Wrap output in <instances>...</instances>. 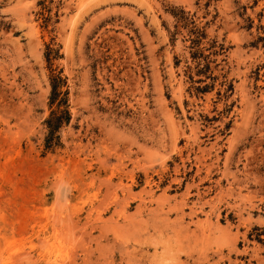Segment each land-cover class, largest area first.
I'll return each mask as SVG.
<instances>
[{"label": "rangeland", "instance_id": "1", "mask_svg": "<svg viewBox=\"0 0 264 264\" xmlns=\"http://www.w3.org/2000/svg\"><path fill=\"white\" fill-rule=\"evenodd\" d=\"M41 3L0 0V264H264V0Z\"/></svg>", "mask_w": 264, "mask_h": 264}, {"label": "trees", "instance_id": "2", "mask_svg": "<svg viewBox=\"0 0 264 264\" xmlns=\"http://www.w3.org/2000/svg\"><path fill=\"white\" fill-rule=\"evenodd\" d=\"M48 0H42V5ZM46 8V7H44ZM49 18L45 19V22H48ZM55 53L54 49L48 47V52L46 54L48 62L51 63L53 59V54ZM67 85L66 79L62 78L60 74L55 75L51 78V96H50V107L54 108L51 113L50 118L46 121L48 136L46 138V147L51 149L59 145V137L57 136L60 129L69 124L71 121V113L69 110L68 103V90L63 91V87Z\"/></svg>", "mask_w": 264, "mask_h": 264}]
</instances>
